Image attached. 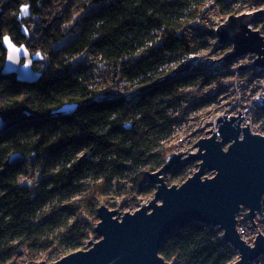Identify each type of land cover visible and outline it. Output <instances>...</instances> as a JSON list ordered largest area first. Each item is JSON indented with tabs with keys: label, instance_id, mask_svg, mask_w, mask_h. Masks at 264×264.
<instances>
[{
	"label": "trees",
	"instance_id": "obj_1",
	"mask_svg": "<svg viewBox=\"0 0 264 264\" xmlns=\"http://www.w3.org/2000/svg\"><path fill=\"white\" fill-rule=\"evenodd\" d=\"M207 1L0 0V74L4 35L18 45L32 40L30 49L49 59L34 84L0 75V116L14 122L0 135V264H37L62 247L85 246L93 235L85 227L126 175L137 196L154 191L144 174L173 152L164 145L175 123L168 110L211 82L187 66L209 46L188 32ZM212 1L224 12L231 0ZM26 5L37 19L33 37L18 20ZM94 60L107 67V77L97 76L100 86L91 75ZM66 104L78 108L51 116ZM15 153L25 160L12 164ZM187 169L174 168L167 181H183ZM90 173L95 180L86 184ZM87 185L79 200L58 201ZM221 237L217 228L192 224L170 235L159 253L173 264H233L235 252Z\"/></svg>",
	"mask_w": 264,
	"mask_h": 264
},
{
	"label": "water",
	"instance_id": "obj_2",
	"mask_svg": "<svg viewBox=\"0 0 264 264\" xmlns=\"http://www.w3.org/2000/svg\"><path fill=\"white\" fill-rule=\"evenodd\" d=\"M31 17L30 7L20 9L18 20ZM264 21V9L241 15H230L214 32L220 47L232 50L220 64H228L241 56H256L251 65H239L238 71L264 69V36L253 26ZM25 37L29 32L22 28ZM6 59L1 76H16L21 83L34 84L43 76L35 68L41 54L31 55L26 44H16L9 35L2 38ZM18 50V51H17ZM11 57V58H10ZM216 61H214L215 63ZM76 104H66L51 113L52 117L68 116L77 110ZM217 119L219 130L210 138L200 139L195 154L180 151L170 154L164 165L155 172H145L147 184L155 187L153 198L134 213L122 216L101 204L97 210L100 222L86 250L76 251L51 264H173L160 255L162 243L178 229L203 224L222 231V241L231 246L239 259L233 264H253L264 256V235L248 245L237 232V216L242 209L249 212L253 223L263 211L264 201V136L240 128L242 115ZM29 115V118H33ZM14 125L0 116V134ZM212 130L206 132L210 133ZM228 145L225 150L224 147ZM25 160L19 153L11 155L12 164ZM200 162L199 169L180 185L169 186L165 176L176 167L185 168ZM214 173L211 178L208 173ZM262 216V214H261ZM246 219V218H245ZM259 220V219H258ZM38 264H49L41 261Z\"/></svg>",
	"mask_w": 264,
	"mask_h": 264
},
{
	"label": "built area",
	"instance_id": "obj_3",
	"mask_svg": "<svg viewBox=\"0 0 264 264\" xmlns=\"http://www.w3.org/2000/svg\"><path fill=\"white\" fill-rule=\"evenodd\" d=\"M232 3V8H238L239 2ZM252 7H254L255 10L259 9L255 6ZM213 13H216V6L212 0H209L204 4L198 19L191 25L188 32L192 36L198 35V32H201V28L197 26H200L206 17ZM216 30L217 29H214L212 31L213 35H215L214 32ZM212 47L214 48L215 45L213 44ZM200 54L201 52L191 55L187 62V66L191 70H202L205 76L211 79V82L203 88L207 89L204 92L207 95L206 99L200 96L203 90L201 89L198 96L177 101L172 108L168 110V115L175 120V123L172 126L171 137L164 144L165 147L174 146L176 148L175 153L180 151L186 152L187 149L191 148L190 151L187 152L195 153L198 149H194V145L200 139L210 138L213 132L219 130V124L217 125L218 118L223 116L228 118L231 116L238 117L239 110L242 115V121L239 127L246 128L248 124L251 133L264 136V114L261 115L264 111V69L251 68L238 71L237 67L243 65L239 63V61L243 60L245 62L248 59V55L241 56L228 64H220L224 61L223 58L228 54L222 59L216 58L213 54L212 58L208 60L198 57ZM214 61L216 62L214 63ZM93 62H97L99 65L91 71L92 77L94 76L97 78L98 75L107 77L105 71L107 67L102 68V64L97 60ZM94 67L95 65L92 68ZM176 70H174L173 73H175ZM215 81H218L215 83L216 85L213 84ZM97 85H101L99 79L97 80ZM136 93L137 92L131 91V94ZM119 95L128 96L125 91L123 94H117L113 97H118ZM203 101H206V103L197 106L203 103ZM210 130H212V132L205 134ZM227 147L228 145H226L224 149L226 150ZM196 163L199 164L198 162ZM196 167L199 168V165L195 166V164H193L189 168V176H192L196 172ZM263 219L264 213L253 222L257 225V220L263 221ZM249 224L253 225L252 222L244 223L240 215L237 217V232L242 240L248 245L253 246L259 233L262 235L264 234L262 232L251 234Z\"/></svg>",
	"mask_w": 264,
	"mask_h": 264
},
{
	"label": "rangeland",
	"instance_id": "obj_4",
	"mask_svg": "<svg viewBox=\"0 0 264 264\" xmlns=\"http://www.w3.org/2000/svg\"><path fill=\"white\" fill-rule=\"evenodd\" d=\"M228 1H227V4H228ZM254 1H256V0H235V1L231 0L229 2V5H227L228 9L225 10L224 12H221L220 10H216V13H213L210 16L208 15L206 17V19L203 21V23H201L200 26H197L198 28H201V32H198V36L203 35L204 38L202 39V41L207 42L209 44V46L206 47V49H203L202 51H200L201 54L198 57H201L205 60L212 58L213 54L216 56V58L222 59L223 57H225V55L227 53H229V51L232 50V46H226V47H222V48H220V46H215L213 48L212 45L215 44V42L218 39L215 35H214V38H212L211 36H209V35L207 36L206 34H212V31L214 29H217L220 25H222L225 22V20L232 14L233 15H241V14H246V13H252V12L258 11L260 9H264V0H257V1H259L257 3L258 4L257 6H259V7H256L259 9H257V10H255L254 7H252V6H255ZM232 2H239L238 8L237 7H236V9L232 8V5H233ZM22 21H24V20H22ZM36 21H37V19H31L30 18V19H25V22H24L27 25V27L29 28L32 37H33V35L35 33L34 31L37 27ZM253 29L259 30L261 32V34L264 36V21L253 26ZM68 41L70 42L71 39L70 38L67 39V42ZM31 43H32V40H30L28 42V44H26V45L28 46L29 50L33 53V55L38 54V53L41 54L40 52H36V50L32 51L30 49ZM44 57L45 58H44V60L42 59L41 63L39 61V62H36V64H35L36 70L39 72H43V73L45 72V70L48 68V65H49L48 56L46 57V55H44ZM247 58L248 59L245 61L246 63L243 60L239 61V63H241L243 65H246V64L251 65L255 61L256 56L248 54ZM80 59L81 60L84 59V56L83 57L81 56ZM250 60H252V61H250ZM79 62H80V60H78L75 63L77 64ZM91 65L92 66L95 65L94 68H96L99 64L97 62H93V63H91ZM101 66H102V68H104L103 65H101ZM217 82L218 81H215V82H213V84L216 85L215 83H217ZM203 88H201V89H203ZM206 90L207 89L205 88L200 93V96H202L203 99H206L207 95L204 93ZM207 94H208V92H207ZM195 153H197V152H195ZM195 153H190V154H195ZM188 154L189 153L187 152V154H185L183 158L188 157ZM198 163H200V162H198ZM193 164H195V166L197 165L196 162H193L189 166L185 167L188 169L186 172V177L183 181L179 180V181L170 182L169 180L167 181L168 177L166 176V182L168 183V185H170V186L180 185L185 180H187L189 177H191L188 175V170ZM198 169L199 168L196 167V172L198 171ZM205 176L208 178H211L214 176V173L211 172V173L206 174ZM130 178H131V175H126V177H123L121 179L123 182V185L121 187L116 186L117 183H115V185L110 187V189H108V191L105 194L106 198L104 199V204H106V206L109 207L111 210H117L118 209L121 216L123 214H125L126 212L134 213L135 211H137L141 207V205L143 203L150 202L151 199L153 198V195L155 192V187L153 186V188H154L153 192L149 191L147 194H144V195L139 194L137 196V194H136L137 189H135V187L133 186V183L130 181ZM94 180H95V175L93 173H90L87 176V178L84 180V182L86 184H88V183L93 182ZM88 188H89V186L87 185L83 188L74 189L70 193H64L61 197H59L58 201H64L65 203H71V202H74L76 200H79L80 198H82V196L85 194V192ZM54 203H56V202H54ZM54 203H52V204H54ZM52 204H49V208L51 207ZM101 204H103V203H101ZM263 204H264V201H263ZM263 211H264V207H263ZM72 220L73 219L70 218V221H72ZM99 221L100 220H99L98 215H97L96 219L94 221H92L90 223V225L85 227V231H88V230L93 231V235L91 236V239H93L94 241H98L100 239V237H98L95 233V228H96V225L99 223ZM256 223H257V227L253 226L252 224H249L250 229H251V234H256L257 232H262L264 234V219H263V221L257 220ZM87 243L83 247H81V246H79V247H62L60 249V251L55 253L49 260L43 259L42 261H46L49 264L54 263V262L62 259L63 257H65L71 253H74L76 251L86 250ZM238 259H239L238 253L235 252L232 262L235 263ZM39 262H41V261H38V263ZM253 264H264V256L261 257L260 259H258Z\"/></svg>",
	"mask_w": 264,
	"mask_h": 264
},
{
	"label": "bare ground",
	"instance_id": "obj_5",
	"mask_svg": "<svg viewBox=\"0 0 264 264\" xmlns=\"http://www.w3.org/2000/svg\"><path fill=\"white\" fill-rule=\"evenodd\" d=\"M215 6H216V10H219V8H218V6L215 4ZM214 45H217V46H219V44H218V40L215 42V44ZM220 48H222V47H220ZM12 128V127H11ZM11 128L9 129V130H11ZM9 130H7V131H9ZM6 131V132H7ZM6 132H4V133H6ZM4 133H2V134H4ZM1 135V134H0ZM167 148H169V149H173V152L172 153H175V151H176V148L174 147V146H167ZM171 153V154H172ZM166 176H168V174L166 175ZM166 176H165V181H166ZM167 183V182H166ZM168 184V183H167ZM170 186V185H169ZM249 211L247 210V209H242L241 210V212L238 214V216L240 215V217L243 219V222L244 223H246V222H252L250 219H248L247 217H248V214H246V213H248ZM263 213H264V211H262L261 212V214L263 215ZM261 214L260 213H257L256 214V216H255V218H254V220L257 218V217H260L261 216ZM237 216V217H238ZM246 218V219H245ZM100 222V221H99ZM209 227V226H208ZM213 228V227H212ZM218 229V228H217ZM220 230V229H219ZM220 232L222 233V231L220 230ZM222 237H223V233H222ZM221 237V238H222ZM221 241H222V239H221ZM89 242V241H88ZM223 242V241H222ZM224 243V242H223ZM226 244V243H225ZM228 245V244H227ZM231 247V246H230ZM232 248V247H231ZM233 249V248H232ZM234 250V249H233ZM235 252V251H234ZM238 256H240V255H238Z\"/></svg>",
	"mask_w": 264,
	"mask_h": 264
},
{
	"label": "flooded vegetation",
	"instance_id": "obj_6",
	"mask_svg": "<svg viewBox=\"0 0 264 264\" xmlns=\"http://www.w3.org/2000/svg\"><path fill=\"white\" fill-rule=\"evenodd\" d=\"M31 52V51H30ZM31 55H33V53L31 52ZM41 57H42V55H41ZM44 56L39 60L40 61V63H41V61H42V59L44 60ZM39 61H37V62H39ZM36 64V63H35ZM35 67H36V65H35Z\"/></svg>",
	"mask_w": 264,
	"mask_h": 264
},
{
	"label": "snow or ice",
	"instance_id": "obj_7",
	"mask_svg": "<svg viewBox=\"0 0 264 264\" xmlns=\"http://www.w3.org/2000/svg\"><path fill=\"white\" fill-rule=\"evenodd\" d=\"M18 51V50H17ZM11 58V57H10Z\"/></svg>",
	"mask_w": 264,
	"mask_h": 264
}]
</instances>
